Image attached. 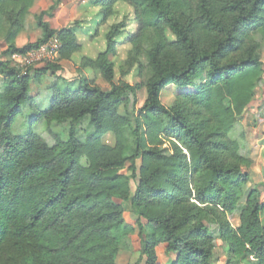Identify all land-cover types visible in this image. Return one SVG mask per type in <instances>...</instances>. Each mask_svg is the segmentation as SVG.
<instances>
[{"label": "trees", "instance_id": "1", "mask_svg": "<svg viewBox=\"0 0 264 264\" xmlns=\"http://www.w3.org/2000/svg\"><path fill=\"white\" fill-rule=\"evenodd\" d=\"M99 2L105 18L121 3L133 10L127 63L139 66L144 82L115 83L123 24L113 26L106 50L80 67L98 72L110 89L87 78L76 88L52 86L50 108L35 117L48 126L69 123V131L49 146L37 134L12 132L33 101V70L22 75L11 57L53 38L58 63L82 47L70 28L53 29L44 14L35 16L42 38L19 47L35 0H0L2 54L9 57L0 59V264H117L136 229L144 264H160L159 251L166 264H213L217 240L227 246L225 264H264L263 193L250 188L252 160L230 136L264 82V0ZM61 70L48 62L36 80ZM170 87L175 101L167 106ZM141 90L146 99L137 109ZM108 134L113 145L104 141Z\"/></svg>", "mask_w": 264, "mask_h": 264}, {"label": "rangeland", "instance_id": "2", "mask_svg": "<svg viewBox=\"0 0 264 264\" xmlns=\"http://www.w3.org/2000/svg\"><path fill=\"white\" fill-rule=\"evenodd\" d=\"M114 10L115 12L111 17L105 18L99 0H35L34 6L26 20L24 31L17 39V45L24 47L42 38V31L36 26L35 16L44 14V20L53 29L70 28L76 35L82 50L69 61L58 63L56 59L52 60L53 63L59 64L62 70L59 72H49L42 76L40 82L36 80V71L42 70L46 64L37 63L31 67L33 71L31 72L30 93L33 101L31 104L22 107L21 113L12 127V132L15 135L28 136L30 133H34L49 146H53L57 140L65 141L67 139L69 123L48 126L44 121L36 119L35 115L38 111H45L50 108L51 88L54 85H57L60 89H65L66 86L71 84L73 88H76L81 78H87L104 90L110 89V84L105 82L98 72L90 69L80 70V67L84 58L96 59L99 54L106 50V35L115 25L123 24L121 35L116 38L117 54L112 58L116 73L115 83L124 82L132 86L143 84L144 80L140 77L139 66H130L127 63L128 54L132 47L127 43L126 38L137 30L133 10L123 3L118 4ZM166 36L171 41L175 40V37L169 31L166 32ZM259 39L263 41L260 37ZM262 46V62L264 63V41L262 42ZM4 50L5 46L0 40V59L7 61L9 57L3 56ZM12 64L15 66L13 61ZM0 82H3L1 77ZM263 84L264 82L260 85L257 94L260 93ZM175 93L176 89L174 87H170L166 91L163 101L167 106L173 105ZM145 99L146 92L145 90H141L137 97V109L143 106ZM128 110L134 111V105L131 104ZM124 112L125 109L122 108L121 113L124 114ZM86 129H88L87 120L83 121L80 126L79 136L81 138L85 136L84 132ZM230 136L233 139H239L243 144V138L242 136L240 137L237 127L230 133ZM104 141L109 145L115 143V139L111 134H108L104 138ZM132 187L134 190L133 182ZM250 188H253V184L251 185V183ZM125 207L126 221L129 225H134L135 216L132 213L130 204L126 203ZM229 219L235 227L239 225L238 214L230 215ZM158 254L159 263L166 264L168 257L161 251ZM226 256L227 246L222 241L217 240L213 264H225ZM117 264H144L137 229L130 238V247L119 254Z\"/></svg>", "mask_w": 264, "mask_h": 264}, {"label": "crops", "instance_id": "3", "mask_svg": "<svg viewBox=\"0 0 264 264\" xmlns=\"http://www.w3.org/2000/svg\"><path fill=\"white\" fill-rule=\"evenodd\" d=\"M252 102L248 114L237 125L243 138L244 153L252 160L251 185L264 191V84Z\"/></svg>", "mask_w": 264, "mask_h": 264}, {"label": "built area", "instance_id": "4", "mask_svg": "<svg viewBox=\"0 0 264 264\" xmlns=\"http://www.w3.org/2000/svg\"><path fill=\"white\" fill-rule=\"evenodd\" d=\"M60 43L57 38L51 39L39 49L34 50L27 55L14 54L11 60L19 69L22 70V75H26L27 71L37 63H48L54 60L59 52Z\"/></svg>", "mask_w": 264, "mask_h": 264}]
</instances>
